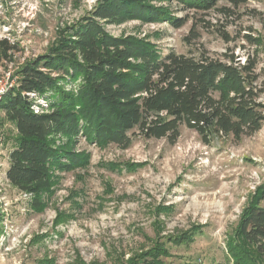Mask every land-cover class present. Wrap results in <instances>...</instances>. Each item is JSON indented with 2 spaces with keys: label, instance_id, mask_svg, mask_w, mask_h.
Listing matches in <instances>:
<instances>
[{
  "label": "rangeland",
  "instance_id": "obj_1",
  "mask_svg": "<svg viewBox=\"0 0 264 264\" xmlns=\"http://www.w3.org/2000/svg\"><path fill=\"white\" fill-rule=\"evenodd\" d=\"M90 2L0 0V39L15 44L0 78L16 85L18 69L46 53L97 0ZM160 4L176 17L187 14L184 25L126 20L103 26L110 35L144 38L163 52L233 53L240 63L249 54L264 107V0L237 8L220 0L217 6H230L231 14L181 10L175 0ZM192 28L198 37L188 44L184 37ZM15 137L0 110V264H237L228 241L264 184V121L240 139L214 134L205 142L185 125L173 143L135 134L127 149L78 135L73 150L84 152L87 162L54 170L40 207L6 178Z\"/></svg>",
  "mask_w": 264,
  "mask_h": 264
},
{
  "label": "trees",
  "instance_id": "obj_2",
  "mask_svg": "<svg viewBox=\"0 0 264 264\" xmlns=\"http://www.w3.org/2000/svg\"><path fill=\"white\" fill-rule=\"evenodd\" d=\"M161 1L97 0L46 53L18 69L16 87L0 99L4 119L16 130L5 173L9 184L29 195L34 206L42 205L41 194L51 188L54 170L87 162L84 152L73 150L78 135L89 143L127 149L135 134L173 143L181 125L205 142L214 134L240 139L261 128L264 107L249 54L240 63L233 53L213 58L203 50L163 52L144 38L110 35L103 26L138 20L182 27L188 15L176 17ZM175 1L181 10L217 8L231 14L248 0H224L232 8L217 6L220 0ZM261 22L264 26V18ZM197 37L192 28L184 39L191 44ZM14 48L8 39H0V65ZM28 91L48 101L47 112L30 109L23 94ZM238 223L228 241L232 258L237 264H264V184Z\"/></svg>",
  "mask_w": 264,
  "mask_h": 264
},
{
  "label": "built area",
  "instance_id": "obj_3",
  "mask_svg": "<svg viewBox=\"0 0 264 264\" xmlns=\"http://www.w3.org/2000/svg\"><path fill=\"white\" fill-rule=\"evenodd\" d=\"M90 3H95V0H91ZM93 6H92V8H93ZM6 39H8V38H6ZM16 85L12 86V82H8V78H0V99L2 98V96L4 94H6L10 90H12L14 87H16ZM23 94L31 102L30 109L35 114H43V112L48 111V109H49L48 108V101L44 97H42V96H40L37 93L32 92V91L24 92Z\"/></svg>",
  "mask_w": 264,
  "mask_h": 264
}]
</instances>
